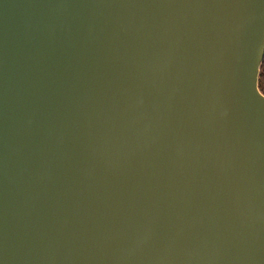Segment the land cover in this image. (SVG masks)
Wrapping results in <instances>:
<instances>
[{
    "label": "water",
    "instance_id": "water-1",
    "mask_svg": "<svg viewBox=\"0 0 264 264\" xmlns=\"http://www.w3.org/2000/svg\"><path fill=\"white\" fill-rule=\"evenodd\" d=\"M264 0H0V264H264Z\"/></svg>",
    "mask_w": 264,
    "mask_h": 264
},
{
    "label": "trees",
    "instance_id": "trees-1",
    "mask_svg": "<svg viewBox=\"0 0 264 264\" xmlns=\"http://www.w3.org/2000/svg\"><path fill=\"white\" fill-rule=\"evenodd\" d=\"M259 88L264 94V61L261 65L260 76H259Z\"/></svg>",
    "mask_w": 264,
    "mask_h": 264
}]
</instances>
